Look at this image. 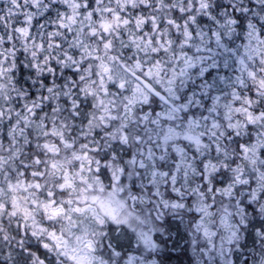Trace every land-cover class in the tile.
<instances>
[{
  "label": "snow or ice",
  "instance_id": "snow-or-ice-1",
  "mask_svg": "<svg viewBox=\"0 0 264 264\" xmlns=\"http://www.w3.org/2000/svg\"><path fill=\"white\" fill-rule=\"evenodd\" d=\"M0 264H264V0H0Z\"/></svg>",
  "mask_w": 264,
  "mask_h": 264
}]
</instances>
